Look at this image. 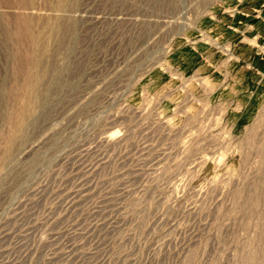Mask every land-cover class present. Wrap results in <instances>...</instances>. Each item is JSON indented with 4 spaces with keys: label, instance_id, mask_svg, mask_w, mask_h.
<instances>
[{
    "label": "rangeland",
    "instance_id": "rangeland-1",
    "mask_svg": "<svg viewBox=\"0 0 264 264\" xmlns=\"http://www.w3.org/2000/svg\"><path fill=\"white\" fill-rule=\"evenodd\" d=\"M0 264H264V0H0Z\"/></svg>",
    "mask_w": 264,
    "mask_h": 264
}]
</instances>
